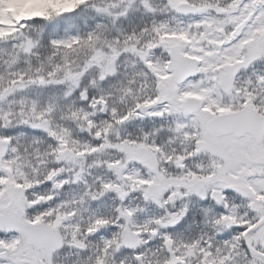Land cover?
Here are the masks:
<instances>
[{"label":"snow or ice","instance_id":"obj_1","mask_svg":"<svg viewBox=\"0 0 264 264\" xmlns=\"http://www.w3.org/2000/svg\"><path fill=\"white\" fill-rule=\"evenodd\" d=\"M0 264H264V0H0Z\"/></svg>","mask_w":264,"mask_h":264}]
</instances>
